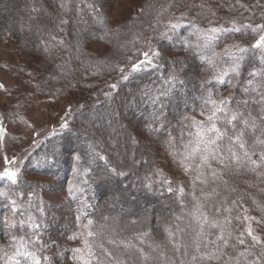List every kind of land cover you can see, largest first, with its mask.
<instances>
[{
  "label": "trees",
  "instance_id": "1",
  "mask_svg": "<svg viewBox=\"0 0 264 264\" xmlns=\"http://www.w3.org/2000/svg\"><path fill=\"white\" fill-rule=\"evenodd\" d=\"M111 1L113 0H105L109 4H111ZM169 1L125 0V4L121 5L122 9L118 8L115 14L113 11L112 16L106 13L103 0H96L98 6L90 5V0L82 3L88 14L98 19H96L97 26H90V29L84 32L86 35L84 38L85 48H83L81 54L83 52L84 55L94 58V61H92V64L89 63L90 66L93 65L90 69H83L81 66L83 62L75 58L71 60L72 62L67 60L66 65L63 64L61 60L65 58L58 52L52 51L49 53L48 58L43 57V53L38 48L39 44H43L44 40L38 34L48 27L40 24L37 26L39 27L37 34H32L26 29H20L18 26L20 22H16V17L22 19L25 16L24 11L25 9L27 10V7L21 5L23 0H0V40L7 37L14 43L22 61L27 62L30 67L37 71L42 88L49 90L54 86L51 85L52 80L49 78L53 76V69H45L44 62L50 66L54 64L56 66L58 62L57 69L61 68L62 70L70 67L71 75L77 78L83 86L85 79L82 78L89 71L87 79H92L90 85L98 87L92 97L98 96L100 93L98 91L101 90L100 86L106 88L103 93H100V97L103 98L102 102L109 97L110 102L115 106V98L118 99L129 93L133 95L131 100L125 104L127 110L132 114L128 122L127 138L134 135L133 139H136L138 160L131 163L130 166L133 164L132 169L131 167L130 169L126 168V162L123 163L124 172L120 175L124 176L120 178H125L123 180H126V182L122 181L121 185L117 186V191L124 190L131 194L132 192L148 193L150 197L155 198L160 194L165 195L168 201L172 200V204H176L172 213H165L154 208L156 212L147 218L143 213L141 215L137 210H134V213L131 211L132 215L134 217L139 215L140 217L132 223L126 215L119 217V220L122 221L121 225H127L125 229L120 231L106 230L104 216L112 213L108 203L112 194L107 188V182L108 180L117 179V176H114L116 175L115 170L118 163L115 159L117 152L111 155V152L104 150L103 145H101L102 152L100 151L98 157L94 158L95 161L90 163L91 158L94 156L93 154L88 155L81 148L71 151L72 147L67 141H70L72 134H77L71 130L70 126L61 127V129L59 128L45 137L32 149L24 164L26 168L38 175L59 177L58 171L68 176L71 181L70 188H73L74 192L78 190L80 198L78 199L80 201L84 200L83 204L88 205V208L82 214L86 213L88 219H91V231L96 234L93 237L97 239L96 241H108L114 236L132 238L140 232L144 234L143 254L148 257H151L150 253L148 254V249L154 248L157 250L162 246L161 248L164 247L166 251H168V248L171 250L165 229L169 230L171 218L175 214L178 215L179 212L177 210H180V208L188 212V218L186 217L185 220H182L183 222L179 223L178 227H181L180 233L183 242L192 251V245L199 234L197 228L199 223L196 228L194 227L196 217L199 222H202V218L205 217L207 222L210 223L209 226L215 225L210 233L212 239L222 235L221 229L224 228V232H226L229 226L230 230L233 231V235H231V239H233L232 236L243 228V226H240L243 224L242 221L237 219L240 216L238 213L242 210L238 205L240 200H244L245 197V201L249 202L247 204V212L250 214L255 210V204L252 205L250 197L254 196L253 193L255 192L256 196L254 197L259 200L258 195L264 193V167L258 168L257 172L251 171V164L237 170L235 167L222 168L217 162L210 161L209 166L206 167L207 173H205L203 182L194 180L192 185L187 182L186 184L188 185L186 187L183 186L184 188H182L179 178L183 179L187 176L182 177L179 174L174 175L172 172L168 174L163 171L162 156L165 155L167 158H171V162L175 164L181 160L182 137H180L178 130L186 125V119H182L187 118L190 121L195 115L201 114L203 108L208 109L209 107L205 104V100L209 94L217 102L226 101L225 104L221 105L223 112L217 113L218 118L216 120L217 127L227 133L221 147L226 149L229 146L228 137L231 136L233 138L237 133H240L246 146L245 150L249 151L252 160L260 163V158L264 156V144L257 142V137L262 132V127L258 126H261L260 123L264 121V54L261 53V48L253 47L254 41L251 42L252 44L244 46V48L238 49V47L235 51L227 53L225 50L220 49L221 45L228 40H241L237 37L243 38L248 35L251 32L249 31L251 28L255 30L253 34L256 36L255 40H259L260 36L264 35V11L261 12L260 8L252 9L254 5L252 0L244 1L246 4L240 0L235 2L233 0H211L210 2L209 0H204L206 11L211 13L206 12L207 14L197 15L196 11L192 13V10L189 9L185 11L183 17L181 15L172 17L173 21L171 19L169 25H167L166 20L172 16L168 13L167 5L170 4ZM32 2L38 10L47 11L48 15L52 17L57 12L55 3L52 2V4L50 0H32ZM141 2L146 3L150 9L161 5L162 10L156 8V10H159V22L161 23L159 24L170 31L166 32V35L158 40L156 52L159 53V56L152 60V64H144L143 61L138 63L140 66L138 71H133L132 67L126 68L123 72L118 70L116 79L113 78L114 80L112 81L106 70L107 68H105L106 65L103 63V61H110L111 59H109L110 57L105 58L104 55L106 54L102 49L111 42V33L119 35L117 33L122 32L118 27H115L120 24H117L119 16L131 15L130 9L140 5ZM175 2H177L176 6L178 7V4L182 5L184 0ZM68 4V8H70L72 6L71 1ZM251 9L254 12L257 10L253 18L250 17L252 14L246 17L241 13L242 11H251ZM85 18L87 17L79 18L78 23L85 22ZM68 23L65 21L63 24L67 25ZM174 24L178 26L176 29L171 28V25ZM163 26L162 28H164ZM211 29H217V31L213 33ZM259 30L262 31L260 34ZM126 33H123L122 36L124 35L125 37ZM96 42L100 43V47H96ZM242 49H247V51H241ZM113 55L116 57L118 54L113 52ZM65 57L67 59L68 54ZM130 57L129 55L126 59H130ZM124 60L123 58L122 62H125ZM237 62L239 63L238 71L233 72L232 68ZM79 64H81V69ZM224 72L228 73L227 76L223 77L226 83H217L215 77ZM47 74H49V77ZM173 74H175V79H172ZM125 76L127 79H124ZM74 78L69 77L65 80ZM170 80L171 83L169 82ZM254 80L259 81L258 86L254 87V91L245 90ZM59 85H62V79ZM111 85H115V87L113 88ZM67 86L69 87V85ZM58 88L59 90L62 89L60 86ZM250 103L255 107H247V104ZM98 104H100V101ZM82 106L83 103L78 108L79 112L86 109V107ZM119 111L121 113L120 108ZM235 113H238L237 119L227 123ZM244 121L249 122L247 126ZM255 123L259 125L253 127ZM260 134H262V137L264 136V132ZM90 138L91 141L93 136L91 135ZM127 140L130 141L129 139ZM85 144L87 145V143ZM225 154V152L220 153L221 156ZM165 156L164 158L166 159ZM106 163L108 164L107 169L114 173L113 177H111V174L106 173L100 176V170L102 171ZM26 168L24 169L28 171ZM82 172L83 175H81ZM213 172H216L218 176H213ZM16 173L17 179L14 184L7 179H0V229L8 227L6 230L1 231L4 235L3 237L0 236V264H12L8 258L15 256L18 249L31 254L34 253L33 249L35 247L40 250V245H36L35 240L29 236L27 240L20 243L16 242L17 239L13 240L12 237V233L15 232V223L17 222L14 219L11 220L10 217L12 216L13 218L14 212H19V208H16L17 206L15 205L17 199L24 197V186L27 183L23 180L22 170H18ZM191 173L189 171L188 176ZM257 173L260 177H257ZM253 177L254 179H252ZM252 180H254V185H247ZM84 184L89 187L83 188ZM117 191H115V194L120 198V194ZM124 196L121 195L122 200L127 201ZM179 201L182 206L178 203ZM257 204L259 208L260 204ZM220 206H223L221 212ZM226 207L231 209L226 211ZM19 213V216H22L24 211ZM36 214L32 217L35 221H38L40 218H36ZM231 219L232 221L223 227L224 223ZM19 223L25 225L26 221L19 219L17 226H19ZM258 228L254 232L260 238L264 237V227L260 226ZM36 230L39 231L40 229ZM36 230H31L30 235L32 237H34ZM24 231H26L25 228ZM25 234L26 232H24ZM239 241L240 239H233L224 248V253L230 258L228 264H255L254 261H257V259H251L252 256L250 254L257 248L251 244L252 252L249 251V254H247V250H241L242 244ZM108 242L106 246L113 259L115 256V261L117 262L118 257L124 258V253L122 252L126 248L113 242ZM133 249L135 250V248ZM245 252L247 256H239L240 253L244 254ZM104 254L103 250L99 249L98 259L100 261L104 260ZM134 254L132 252V257L126 256L123 260L124 264H136L141 256L139 254L134 256ZM236 257L238 259L237 262ZM45 258L47 257L44 256L38 259L40 264H48L46 263L48 258ZM15 259L20 264H31L30 259L26 260L24 256H15ZM157 259L158 256H154L149 264H160ZM210 259L214 260L213 257L209 256L206 261L209 262ZM184 264L191 263L186 261ZM201 264L205 263L201 262Z\"/></svg>",
  "mask_w": 264,
  "mask_h": 264
},
{
  "label": "rangeland",
  "instance_id": "2",
  "mask_svg": "<svg viewBox=\"0 0 264 264\" xmlns=\"http://www.w3.org/2000/svg\"><path fill=\"white\" fill-rule=\"evenodd\" d=\"M70 1L72 6L68 8V3ZM103 1L105 11L110 16H112L113 11L115 14L118 8L122 9L121 5L125 2V0H113L110 2L111 4H109L106 3L105 0ZM175 1L181 2V0H170L169 3L171 5H167L168 13L172 15L166 20L167 25H169L171 19L173 21L174 16L181 15V17H183L185 11L189 9L192 10V13L196 11L197 15L210 12L206 11L204 0H184L182 5L178 4L179 8L176 6L177 2ZM210 1L211 0H209V2ZM240 1L244 2L246 0ZM50 2L55 3L57 8V12L53 17L48 15L47 11L38 10L32 0H23L21 5H25L27 10L25 9V16L22 19L16 17V22H20L18 24L19 28L26 29L32 34H37L36 32L39 30L37 26L40 24L48 27L44 28L43 32L38 34L44 40L43 44H39L38 48L39 51L43 53V57L48 58L49 53L52 51L61 53L62 57L65 59V56L68 54L66 60H61L63 64L67 63V60L71 61L75 58L83 62L82 65L79 64L80 69L81 66L83 69H90L93 66H90V64H92L94 58L84 55L83 52L81 54V51L85 48L84 38L86 35L84 32L89 30L90 26H97L98 23H96L97 17L89 15L88 11L84 9L82 5V3L88 2V0H50ZM252 2L254 3L252 9L260 8L261 12L264 11V0H252ZM98 3L100 5V1ZM90 5L98 6L96 0H90ZM147 8L148 5L141 2L140 5L130 9L131 15L119 16L117 24H120L115 27H118L122 32L117 33L119 35L111 33V42L106 44L102 49L106 54L104 55L105 58L110 57L109 59H111L110 61H103V63L106 65L105 68H107L106 70L112 78V81L114 80L113 78L116 79L118 70L123 72L126 68L132 67L134 64L143 62L148 58L153 60L155 57H151V52H156L158 40L166 35V32L170 31L163 25H160L159 10H156V8L162 10L163 8L161 5L158 7L155 6L154 9ZM252 9L251 11H242L241 13L246 17L252 14L250 17L253 18L257 10L254 12ZM84 16L87 17L85 18V22L79 24L78 19ZM65 21L69 23L64 25L63 23ZM162 26L164 28H162ZM249 31L252 33L249 32L248 35H245L246 37H237L241 40L232 39L226 41L221 45L220 49L225 50L227 53L235 51L238 47V49L244 48V46L250 45L253 41L256 43V36L253 35L255 33L254 28H251ZM125 32L127 33L124 37L122 34ZM261 32L262 31L259 30V34ZM57 38H59L58 41ZM96 43V47H100V43ZM260 51L264 54V48H261ZM113 52L118 55L114 57L115 55H113ZM146 52L149 53V57L144 56ZM127 55L131 56L130 59H126V57H128ZM123 58L125 62H122ZM99 60L101 61V59ZM21 61L22 59L20 58L18 49L13 42L7 37L0 40V174L6 169L15 172L22 170L23 180L27 182L24 186V197L17 199L15 205L17 206L16 208H19L18 211H24V214L19 216L20 213L16 211L14 212L15 215L13 218L12 216L10 217L11 220L14 219V221L17 222L15 223V232H13L14 230L12 228L13 236L10 235L13 237V240L17 239L16 242L20 243L21 241L27 240L28 236L34 239L36 245H40V250L35 247L33 249V254L37 259L46 256L48 258V262L46 261V263L48 264H80V261L76 259L77 254L74 250L84 248L85 239L89 241L95 253V256L92 258V264H124L123 260L126 256H133L131 255L132 252L135 253L134 256L138 254L141 256L136 264H149L154 256H158L157 260L160 264H184L186 261H189L191 264H201V262L205 264H228L230 258L224 253V248L231 240L237 238L244 241L241 250H247V254H249V251L252 252L251 244H253L258 251L256 249L253 250L250 254V256H252L251 259H257V261H254L255 264H264V237L262 236L260 238L258 234L254 232L256 228L259 229L258 227L260 226L264 227V193H260L258 195L259 200H257L254 197L256 196L255 192L253 193L254 196L250 197L252 205L255 204V210L253 212L250 214L247 212V204L249 202L245 201V197L244 200H240L238 204L242 210L238 213L240 216L237 219L238 221H242L243 224L240 226H243V228L232 236L233 239H231L233 231L230 230V226L227 228L226 232H224V228L221 229L220 232L222 235H218V237L212 239L210 233L214 226H209L210 223L207 222L205 217L202 218V222H199V219L196 217V220H194V227L196 228V225L199 223L197 226L199 234L192 245L193 250L190 251L191 248H188L186 243L182 240L183 238L180 233L181 227H178L179 223L183 222L182 220H185L186 217L188 218V212L179 206L180 210H177V212H179L178 215L175 214L174 217L171 218L169 227L167 226L169 230L165 229V234L169 239L168 243L169 246H171V250L168 248V251H166L164 247L161 248L162 246L157 250L154 248L148 249V254L150 253L151 256L148 257L143 254L144 251L142 250V248H144V234L138 232L136 234L137 236L134 235L132 238H119L114 236L108 241L121 245L127 250L122 252L124 253V258L118 257L116 262L115 256L113 259V256L106 246L109 242L96 241L97 239L93 238L96 234L91 231L92 228L85 227L90 218L88 219L86 213H82L85 212L88 205L83 204L84 200H79L78 190L74 192L72 190L73 188H70L71 181L68 176L58 171L57 174L59 177L38 175L26 168L24 162L29 153L39 142L53 133V131L59 128L61 129V127H64L63 125L66 124V126H70L71 130L75 131L74 133L77 134H72L70 141H67L72 147L71 151H76L79 150L78 148H81L84 149L83 151L88 155L93 154L94 156L91 158L90 163H93L95 161L94 158L96 159V157H98L101 151V145H103L104 150L106 149L111 152V155L117 152L115 159L118 163L117 165L115 164L116 175L114 176H117L116 178L118 180L107 179V184L110 183L109 190L112 194H110L111 197L108 203L113 214L109 213L104 216L107 227L106 230L120 231L125 229L127 225H121L122 221L119 220V217L121 215H126L132 223L140 217L139 215L135 217L132 215L131 211L134 213V210H137L141 215L143 213L147 218L156 212L155 209H159L165 213H172L176 204H172V200L168 201L165 195L160 194L155 198L150 197L148 193H144V195L143 193L133 192L131 194L124 190L117 191V186L121 185L122 181L126 182V180H123L125 178H120L124 176L120 175L124 172L122 167L124 166L123 163L126 162L125 167L128 169L131 167L132 169L133 164L130 166L131 163L138 160L136 139H133L134 135L127 138L128 122L132 114L127 110L125 104L127 101L131 100L133 95L129 93L124 96L120 95L122 97L118 99L115 98V106L110 102L109 97L106 98V101L102 102L103 98L100 97V93H103L106 88L100 86L101 90L98 91L100 92L98 96L95 98L92 97V94L98 87L90 85L92 79H87L89 71L86 72L87 74L85 73L83 78L81 77L85 79L83 86L77 78L71 75L72 71H70V67L62 70L61 68L57 69L58 62L56 66L55 64L50 66L44 62L45 69H53V76L49 77V74H47V76L52 80L51 85L54 86L46 90L42 88L39 83L40 78L38 77L37 71L33 69V67H30V64H27V62ZM94 70H96V68H94ZM69 77L74 79L67 80L69 81L67 82L65 79ZM61 79L62 85H59ZM251 83L252 84H249L245 90L249 89L250 92L254 91L253 89L258 86L259 81L254 80ZM58 85L62 89L59 90ZM67 85H69V87ZM99 101L100 104H98ZM82 103V107H86V109L79 112L78 108ZM247 105V107H255L251 105V103ZM119 108L121 109V113ZM203 110L201 114L195 115L190 121H188L187 118L182 119H186V125L178 130L180 137H182V154L185 153L184 146L193 139L192 135H190V133H194L195 131L192 127V121L195 120L207 123L206 117L209 111L205 108H203ZM258 125L259 124L255 123L253 127ZM260 125L261 126L258 127H262L261 131L264 132V121L261 122ZM260 133L257 137V142L264 144V136L262 137ZM237 134L241 135L240 133ZM91 135L93 138L90 141ZM235 136L233 139H235ZM85 143H87V145ZM164 156L161 158L163 161V171L165 173L167 172L169 174L172 172L174 175L179 174L182 177L187 176L183 179L179 178L180 183H182V188L186 187L189 183V185H192L194 180L196 182H202L205 173H207L206 167H198V159L185 160L181 155V160L175 164L171 162V158L169 159L165 156V159ZM13 161L15 163H13ZM184 166H187V171ZM107 168L108 164L106 163L102 171L100 170V176L106 173L109 175L111 174V177H113L112 175L114 173ZM58 169L62 170L61 168ZM189 171L192 173L188 176ZM81 175H83V172ZM256 175L260 177L258 173ZM252 179H254V177ZM187 182L188 184H186ZM248 184L253 186L254 180L249 181L247 185ZM88 187L89 186L86 184L83 185V188ZM115 191L120 194V198L116 196ZM121 195H125L124 197L126 198L124 199L127 201L122 200L123 198H121ZM31 196L34 197L32 198ZM178 203L180 205L182 204L180 201ZM257 203L260 204L259 208L257 207ZM222 208L223 206H220V212ZM230 209L229 207L225 208L226 211ZM34 213H37L36 218H40L38 221H35L32 217L35 215ZM19 219H24L26 224L19 223V226H17ZM230 221H232V219L226 221L223 227L228 225ZM258 221L259 223H257ZM23 227L26 231H24ZM7 228L6 226L0 229V236L3 237L4 234L1 231ZM36 229L40 230L37 231ZM31 230H36L34 237L30 235ZM89 231L93 233L92 236L88 235ZM249 231H252L253 235L259 238L260 243H256L248 235ZM24 232H26L25 235ZM4 237L6 238V236ZM98 248L105 253V258L102 261L98 259ZM133 248H135V250ZM247 254L246 252L244 254L240 253L239 256L244 257L247 256ZM209 256L213 257L214 260L210 259L209 262L206 261ZM237 261L238 259L236 257V262Z\"/></svg>",
  "mask_w": 264,
  "mask_h": 264
},
{
  "label": "snow or ice",
  "instance_id": "3",
  "mask_svg": "<svg viewBox=\"0 0 264 264\" xmlns=\"http://www.w3.org/2000/svg\"><path fill=\"white\" fill-rule=\"evenodd\" d=\"M177 27L178 26L175 24L171 25L172 29H176ZM211 31L215 33L217 29H211ZM253 47L264 48V35L260 36L259 40L256 41ZM241 51H247V49H242ZM144 56L149 57V53H144ZM156 56H159V53L154 51L151 52V57ZM143 63L152 64L153 61L151 58H148ZM209 63H211V61H209ZM238 68L239 63L237 62V64L232 68V71L237 72ZM139 69L140 66L138 64H134L132 66L133 71H138ZM227 75L228 73L224 72L221 73L219 76L215 77L217 83L225 84L226 81L223 79V77ZM124 79H127V77L125 76ZM172 79H175V74H173ZM169 82L171 83V80ZM111 87L114 88L115 85H111ZM225 103L226 101L217 102L216 100L212 99L211 94L208 95L207 99L205 100V104L209 106V114L206 117L207 123H202L195 120L192 121V127L195 129V131L194 133H190L193 139L190 140L188 144L184 146L185 153L182 154L183 159H198V167H208L210 161L217 162L222 168L235 167L237 170L245 167L248 164L252 165L250 169L251 171H256L258 168L264 167V156L260 158V163H257V161L252 160L251 156L249 155V151L245 150V143L242 140L241 135L239 134L235 136V139H233L231 136L228 137L229 146L226 149L221 147V144L227 136V133L217 127L216 120L218 118L217 113L223 112V108L221 107V105ZM237 117L238 113L233 114L231 119L228 120L227 123H231L232 120H236ZM248 123V121H244V124L246 126L248 125ZM63 126L66 127V124ZM221 152H225L226 154L221 156ZM13 163L15 162L13 161ZM184 167L187 171V166ZM213 176H218V174L216 172H213ZM0 179H7L8 181L14 184L16 183L17 173L13 170L6 169L2 174H0ZM257 223H259V221ZM91 225L92 221L89 220L88 224L85 227L90 228ZM88 235L92 236L93 233L89 231ZM248 235L256 243H260L259 238L253 235L252 231H249ZM239 243L243 244L244 241L241 239ZM74 251L77 254L76 259L80 261V264H92V258L95 256V253L93 252L92 246L89 244V241L87 239L84 240L83 249H76ZM15 256H24L26 260L30 259L31 264H40V261L36 258L35 255L28 252H22L19 249L16 251ZM15 256L9 257V261H11L12 264H20V262L15 259Z\"/></svg>",
  "mask_w": 264,
  "mask_h": 264
},
{
  "label": "bare ground",
  "instance_id": "4",
  "mask_svg": "<svg viewBox=\"0 0 264 264\" xmlns=\"http://www.w3.org/2000/svg\"><path fill=\"white\" fill-rule=\"evenodd\" d=\"M110 187V183L107 185V188H109Z\"/></svg>",
  "mask_w": 264,
  "mask_h": 264
}]
</instances>
